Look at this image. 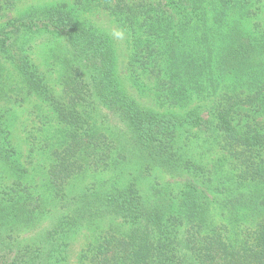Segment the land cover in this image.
Masks as SVG:
<instances>
[{
  "label": "trees",
  "instance_id": "16d2710c",
  "mask_svg": "<svg viewBox=\"0 0 264 264\" xmlns=\"http://www.w3.org/2000/svg\"><path fill=\"white\" fill-rule=\"evenodd\" d=\"M21 1L0 0V18ZM94 10L126 33L129 79L160 110L123 87L111 32L83 18ZM39 34L65 42L59 89L32 56ZM0 59L17 74L15 101L38 102L59 126L45 141L48 195L35 194L0 112V264H61L82 228L105 221L80 264H264V0L32 6L0 24ZM195 129L224 155L193 154ZM89 172L111 177L77 188ZM156 172L185 179L179 199L162 196ZM49 216V228L21 236Z\"/></svg>",
  "mask_w": 264,
  "mask_h": 264
},
{
  "label": "rangeland",
  "instance_id": "374dc122",
  "mask_svg": "<svg viewBox=\"0 0 264 264\" xmlns=\"http://www.w3.org/2000/svg\"><path fill=\"white\" fill-rule=\"evenodd\" d=\"M59 1L61 0H22L14 11L9 12L6 17L0 18V24L32 6L49 5ZM67 1L70 2V0ZM83 18L111 32L119 53L120 69L118 70V77L122 80L123 87L129 93L136 96V99L143 105L160 110L154 94L148 89L144 91L136 87L129 79V72L127 70L129 44L126 33L114 22V19L107 12L94 10L83 14ZM34 37L32 56L42 70L49 74L52 84L59 89L60 67L58 65H60V61L58 57L66 51L65 42L62 38H57L51 34H39ZM0 62L4 69L5 91L8 94L5 99L0 101V112L7 113L13 132L14 144L20 152L22 162L29 169V183L32 185V191L35 194L48 195L45 178L49 160L45 154V141L48 140L49 136L58 132L59 126L54 121L53 115L45 108L39 106L38 102L32 101L25 105H20V103L15 101L19 96L18 87H16L19 81L17 74L8 62L2 59H0ZM12 94H15V97ZM101 116L106 125L110 127H113L117 123L107 112L102 111ZM203 116L207 118V114L204 113ZM210 140L204 132L196 129L192 131V152L207 164L213 163L217 158L224 155L215 148L216 146ZM109 177H111L109 173L89 172L87 175L77 178L74 183L77 184V188H85L96 183L102 184ZM152 181L156 185V188L160 189L162 196L175 198L174 201H176V198H180V194L186 189L187 185L183 178H175L160 172L155 173ZM143 188L147 189V184H144ZM49 219L50 216L46 220L39 221L38 223L35 222L32 227L21 228L19 230L22 233L21 236L24 239L36 237L49 228ZM97 227L99 229H106L110 225L108 221H105L94 227L82 228L68 248L67 259L61 264H80L83 250L99 234V232L95 233L93 230V228ZM129 227V225L125 226L126 229H129Z\"/></svg>",
  "mask_w": 264,
  "mask_h": 264
}]
</instances>
